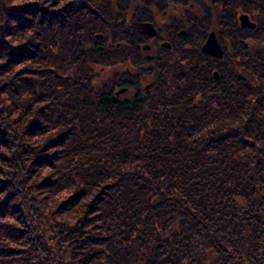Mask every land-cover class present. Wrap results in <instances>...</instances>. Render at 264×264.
<instances>
[{"label": "trees", "instance_id": "1", "mask_svg": "<svg viewBox=\"0 0 264 264\" xmlns=\"http://www.w3.org/2000/svg\"><path fill=\"white\" fill-rule=\"evenodd\" d=\"M127 1L0 0V264H264V3L143 94Z\"/></svg>", "mask_w": 264, "mask_h": 264}, {"label": "flooded vegetation", "instance_id": "2", "mask_svg": "<svg viewBox=\"0 0 264 264\" xmlns=\"http://www.w3.org/2000/svg\"><path fill=\"white\" fill-rule=\"evenodd\" d=\"M262 2L264 0H128V25L137 24L136 45L140 55L145 54L137 60L146 64V70L166 51L175 55L197 51L206 56L208 62L220 61L227 52L225 35L228 36L229 31L239 32L238 36L244 41L249 28L241 25V17L246 16L256 24L255 15ZM146 24L151 29L146 28ZM211 35L220 51L207 52L205 43ZM146 84L141 91L143 94L150 85ZM126 88L131 94V89Z\"/></svg>", "mask_w": 264, "mask_h": 264}, {"label": "rangeland", "instance_id": "3", "mask_svg": "<svg viewBox=\"0 0 264 264\" xmlns=\"http://www.w3.org/2000/svg\"><path fill=\"white\" fill-rule=\"evenodd\" d=\"M116 16H119V18L121 17L122 19H124L125 23L128 24V21H127V17H126V12L125 11H121L118 15ZM251 43V42H250ZM250 47V50L254 49L251 44L249 45ZM143 55L145 54H142L140 55V57H143ZM135 69V70H134ZM120 72V73H125L126 71H130L133 75H136V72L137 71V74H139L140 76H138L137 78V82L140 86V89L143 91L144 87L147 85L146 83L147 82V79H146V64L142 61H138L137 64H130V63H125L123 64V66L117 68V72ZM141 72H142V76H141ZM126 91H127V88H126ZM126 91H122L120 95H123L125 97H127L129 94L126 92ZM132 91V89H131ZM133 92V91H132ZM146 92V90H145Z\"/></svg>", "mask_w": 264, "mask_h": 264}, {"label": "water", "instance_id": "4", "mask_svg": "<svg viewBox=\"0 0 264 264\" xmlns=\"http://www.w3.org/2000/svg\"><path fill=\"white\" fill-rule=\"evenodd\" d=\"M241 25L243 27H247L249 29H254L255 28V23L254 22H250L248 21V17L246 16H242L241 17ZM149 27V24H146V28ZM150 28V27H149ZM151 29V28H150ZM152 34V33H151ZM205 47L208 48L207 52L210 53L212 52L213 50H216L218 49V51H220V48L216 46L215 44V41H214V38H212V35L209 37V39H207L206 43H205ZM217 47V48H216ZM215 56H220V55H215ZM216 72L213 73V76L216 77Z\"/></svg>", "mask_w": 264, "mask_h": 264}]
</instances>
